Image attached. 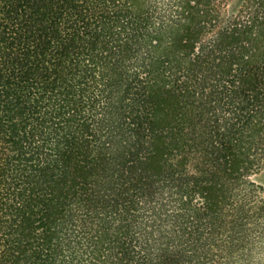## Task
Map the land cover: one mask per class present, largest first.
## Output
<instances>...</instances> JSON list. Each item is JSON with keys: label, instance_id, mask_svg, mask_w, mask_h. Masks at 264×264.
<instances>
[{"label": "trees", "instance_id": "obj_1", "mask_svg": "<svg viewBox=\"0 0 264 264\" xmlns=\"http://www.w3.org/2000/svg\"><path fill=\"white\" fill-rule=\"evenodd\" d=\"M0 264H264V0H0Z\"/></svg>", "mask_w": 264, "mask_h": 264}]
</instances>
